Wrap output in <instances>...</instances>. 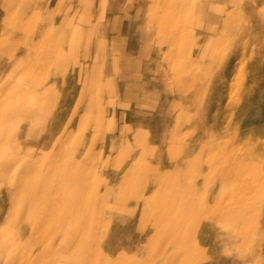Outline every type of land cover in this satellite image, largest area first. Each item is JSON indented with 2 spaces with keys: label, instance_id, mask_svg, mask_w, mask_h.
Returning a JSON list of instances; mask_svg holds the SVG:
<instances>
[{
  "label": "rangeland",
  "instance_id": "obj_1",
  "mask_svg": "<svg viewBox=\"0 0 264 264\" xmlns=\"http://www.w3.org/2000/svg\"><path fill=\"white\" fill-rule=\"evenodd\" d=\"M130 1L138 82L99 38ZM261 138L264 0H0V264H263L264 193L226 219Z\"/></svg>",
  "mask_w": 264,
  "mask_h": 264
},
{
  "label": "crops",
  "instance_id": "obj_2",
  "mask_svg": "<svg viewBox=\"0 0 264 264\" xmlns=\"http://www.w3.org/2000/svg\"><path fill=\"white\" fill-rule=\"evenodd\" d=\"M114 1V0H113ZM120 1V0H115ZM124 1V0H122ZM130 2H126V6L121 9L120 5H118L116 8L109 9L108 6L105 8V10L102 13L103 16V22H101V32L99 34L100 41H103V37L106 33L107 36L111 34L115 40L118 39L120 43L115 44V50L113 53L114 58H128L133 57L131 54V50L135 49V56L133 57V60H130V72H132L130 78L139 81V73L141 71V67H139L140 57L142 56H158L159 53L156 52L157 45L155 42L157 40H162L163 36H159V30L156 28L158 25L159 28L164 31V26L161 27L162 23H157V19L149 17L148 19H139L136 18L140 17V12L138 10V7L134 9H129L128 5H130ZM99 16L100 13H99ZM108 17V18H107ZM131 17V18H130ZM113 18L114 20H119L121 23L118 24L115 28L106 26V21ZM139 19V20H138ZM201 23V20H200ZM182 25H184L183 29H185L186 22L183 21ZM127 26L131 27L130 30H127ZM106 36V37H107ZM118 37V38H117ZM131 41L135 42V45L132 47L129 45ZM103 42L99 45L98 51H95V56L99 57H105V51L102 50ZM125 66V65H123ZM132 100L135 102H139L141 96H138V92L133 90L132 92Z\"/></svg>",
  "mask_w": 264,
  "mask_h": 264
},
{
  "label": "bare ground",
  "instance_id": "obj_3",
  "mask_svg": "<svg viewBox=\"0 0 264 264\" xmlns=\"http://www.w3.org/2000/svg\"><path fill=\"white\" fill-rule=\"evenodd\" d=\"M258 135H259V133H258ZM253 136H255L254 134H253ZM262 136V135H261ZM252 137V136H251ZM258 138V137H257ZM257 141H258V139H256ZM260 140V139H259ZM261 140H263L262 138H261ZM264 141V140H263ZM262 142V141H261ZM264 143V142H263ZM255 144V143H254ZM247 145V144H246ZM263 145V144H262ZM247 147V146H246ZM251 148H253V147H251ZM257 155V154H256ZM257 157V156H256ZM252 163V162H251ZM253 164V163H252ZM254 165H256V164H254ZM245 168H247V167H245ZM257 168H258V171H256L255 170V173L256 172H259V180L257 179L256 181H252V182H249L248 184H245V185H243L242 187L240 186V187H238V185L237 186H234V182L236 181V178L237 177H239V175L241 176L242 175V172H239L240 171V168L238 167V176L236 177V178H232V176H231V178H230V180H229V182L231 183V185L233 186L232 188H231V195H230V209H227V214H226V219H227V217L230 219H232L233 220V222H234V220H235V218H236V216H237V213H238V211L236 210L237 208L236 207H239L240 205L241 206H243V207H245V205H246V203H245V200H246V198H244L246 195H248L249 193H254L255 194V196H259L260 194H262V193H264V164H259L258 166H257ZM256 168V169H257ZM250 169H252V168H249V171H250ZM251 172V171H250ZM252 173V172H251ZM257 174V173H256ZM246 175H247V173H246ZM251 175H253V173L251 174ZM245 177H247V176H245ZM251 177V176H250ZM256 177V176H255ZM248 179H249V177H248ZM255 179V178H254ZM245 180V179H244ZM247 180V179H246ZM236 183H237V181H236ZM242 191V192H240V190ZM237 190H239V191H237ZM227 198V197H226ZM228 199V198H227ZM224 200H226V199H224ZM237 203H240V205L239 206H237ZM218 205V204H217ZM227 206L229 205V204H226ZM227 206H225V207H227ZM243 207H242V211H243ZM221 210V209H220ZM216 211V210H215ZM226 211V210H225ZM219 212V211H218ZM259 212L260 213H262V212H264V206H260L259 207ZM264 216V215H263ZM220 218V217H219ZM249 218V217H248ZM263 218V217H262ZM261 218V219H262ZM235 223V222H234ZM233 233H235L234 232V230L232 231ZM244 236V235H243ZM256 239V238H255ZM255 241V240H254ZM249 242V244L250 245H252L253 243H255V242H258V241H255V242ZM245 244H246V242H245ZM261 248V247H260ZM240 249V248H239ZM258 249V248H257ZM241 250V249H240ZM243 251V250H242ZM245 252V251H244ZM239 253H241V252H239ZM239 253L237 252V254L239 255ZM244 254V253H243ZM242 254V255H243ZM254 254V253H253ZM237 256V255H236ZM237 259V258H236ZM259 264V263H258ZM263 264H264V261H263Z\"/></svg>",
  "mask_w": 264,
  "mask_h": 264
}]
</instances>
